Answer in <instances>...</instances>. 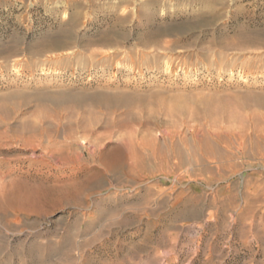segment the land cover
<instances>
[{
    "label": "rangeland",
    "instance_id": "1",
    "mask_svg": "<svg viewBox=\"0 0 264 264\" xmlns=\"http://www.w3.org/2000/svg\"><path fill=\"white\" fill-rule=\"evenodd\" d=\"M0 264H264V0H0Z\"/></svg>",
    "mask_w": 264,
    "mask_h": 264
},
{
    "label": "bare ground",
    "instance_id": "2",
    "mask_svg": "<svg viewBox=\"0 0 264 264\" xmlns=\"http://www.w3.org/2000/svg\"><path fill=\"white\" fill-rule=\"evenodd\" d=\"M168 125V124H167ZM85 133V132H84ZM86 134V133H85ZM172 134H174V133H172ZM179 134V133H178ZM165 135H166V133H165ZM176 135V134H175ZM70 136V135H69ZM166 136H168V135H166ZM170 137V136H169ZM96 138H97V136H96ZM95 138V139H96ZM170 139H171V137H170ZM99 140V139H98ZM126 140V139H125ZM172 141V140H171ZM95 143V142H94ZM155 145V144H154ZM152 148H154V147H152ZM133 149H131L129 146H127L126 144H123V143H121L119 146H116L115 148H114V150L112 151V153L111 152H108V151H101V150H99V148H98V146H95V145H93V143H90L89 144V147L87 148V149H82V151H81V153L76 157V159L79 161V163H80V161L82 162H85V163H96V165H98V166H100L101 168H103V169H115V170H117V169H120V168H122L123 166H125V164L127 163L126 162V160L128 161V158L130 157V156H132V153H133V151H132ZM45 151H47V150H45ZM50 151V150H49ZM110 151V150H109ZM212 151V150H211ZM54 152V151H53ZM59 152V151H58ZM47 153H51V152H48L47 151ZM46 153V154H47ZM116 155L118 158H117V161L116 160H114V161H112V162H114L113 164H111V163H109V156L110 155ZM48 155V154H47ZM46 155V156H47ZM135 155V154H134ZM139 155V154H138ZM53 156H54V154H53ZM50 157L52 158V153L50 154ZM49 157V158H50ZM63 157V156H62ZM60 158V157H59ZM116 158V157H115ZM137 158V157H136ZM131 159V158H130ZM133 159H135V158H133ZM71 160V159H70ZM133 161V160H132ZM137 161V160H136ZM62 162H64V161H62ZM61 162V163H62ZM130 163H131V161H130ZM132 163H134L135 164V162H132ZM131 163V164H132ZM130 164V165H131ZM138 164V163H137ZM132 166H134V165H132ZM131 166V167H132ZM135 166H136V168H137V166L138 165H136L135 164ZM135 166H134V169H135ZM97 168V167H96ZM133 168V167H132ZM97 169H99V168H97ZM129 169H131V168H129ZM121 173V172H120ZM11 197H12V199H13V201H14V203H16V202H19V201H21V199H23L24 197L22 196V194H20L19 193V191L17 192H15V193H13L12 195H11ZM6 198V197H5ZM8 199V198H7ZM8 201V200H7ZM11 201V200H10ZM9 201V202H10ZM19 204V203H18ZM12 205V204H11ZM16 205V204H15Z\"/></svg>",
    "mask_w": 264,
    "mask_h": 264
}]
</instances>
